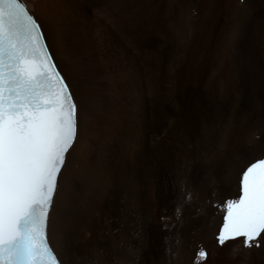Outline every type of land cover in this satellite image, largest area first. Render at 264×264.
I'll use <instances>...</instances> for the list:
<instances>
[{
  "label": "bare ground",
  "instance_id": "1",
  "mask_svg": "<svg viewBox=\"0 0 264 264\" xmlns=\"http://www.w3.org/2000/svg\"><path fill=\"white\" fill-rule=\"evenodd\" d=\"M21 2L79 106L47 229L60 261L264 264V234L215 238L264 156V0Z\"/></svg>",
  "mask_w": 264,
  "mask_h": 264
},
{
  "label": "snow or ice",
  "instance_id": "2",
  "mask_svg": "<svg viewBox=\"0 0 264 264\" xmlns=\"http://www.w3.org/2000/svg\"><path fill=\"white\" fill-rule=\"evenodd\" d=\"M78 127L79 106L40 23L21 0H0V264H64L47 229ZM237 194L220 207L215 238L259 248L264 158L241 169ZM206 255L199 252L201 260Z\"/></svg>",
  "mask_w": 264,
  "mask_h": 264
},
{
  "label": "rangeland",
  "instance_id": "3",
  "mask_svg": "<svg viewBox=\"0 0 264 264\" xmlns=\"http://www.w3.org/2000/svg\"><path fill=\"white\" fill-rule=\"evenodd\" d=\"M239 3H241V2L239 1ZM193 12H194V11H193ZM230 51H231V50H230ZM230 53H231V52H230ZM179 56H180V57H183V56H181L180 54H179ZM204 60H205V59H204ZM225 173H226V172H225ZM226 174H227V173H226ZM198 257H199V256H198Z\"/></svg>",
  "mask_w": 264,
  "mask_h": 264
}]
</instances>
